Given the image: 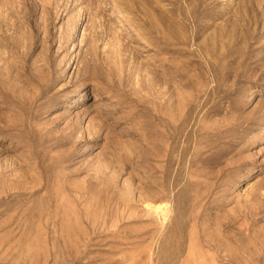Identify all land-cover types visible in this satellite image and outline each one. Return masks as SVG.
Listing matches in <instances>:
<instances>
[{"label":"rangeland","instance_id":"obj_1","mask_svg":"<svg viewBox=\"0 0 264 264\" xmlns=\"http://www.w3.org/2000/svg\"><path fill=\"white\" fill-rule=\"evenodd\" d=\"M0 264H264V0H0Z\"/></svg>","mask_w":264,"mask_h":264},{"label":"bare ground","instance_id":"obj_2","mask_svg":"<svg viewBox=\"0 0 264 264\" xmlns=\"http://www.w3.org/2000/svg\"><path fill=\"white\" fill-rule=\"evenodd\" d=\"M158 204H156L154 207H153V209H154V211H160V212H162V211H165V210H167L166 208V206H165V204L167 203H165V202H157ZM153 204V203H152ZM148 206H151V205H148ZM168 213V212H167Z\"/></svg>","mask_w":264,"mask_h":264}]
</instances>
